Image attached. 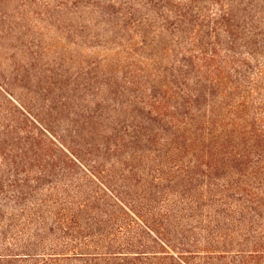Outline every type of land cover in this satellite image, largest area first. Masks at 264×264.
I'll list each match as a JSON object with an SVG mask.
<instances>
[{
	"label": "trees",
	"instance_id": "1",
	"mask_svg": "<svg viewBox=\"0 0 264 264\" xmlns=\"http://www.w3.org/2000/svg\"><path fill=\"white\" fill-rule=\"evenodd\" d=\"M8 40L0 264H264V0H0Z\"/></svg>",
	"mask_w": 264,
	"mask_h": 264
},
{
	"label": "rangeland",
	"instance_id": "2",
	"mask_svg": "<svg viewBox=\"0 0 264 264\" xmlns=\"http://www.w3.org/2000/svg\"><path fill=\"white\" fill-rule=\"evenodd\" d=\"M43 31H45L46 34L48 33V31L46 29H43ZM47 37L49 39L48 45L51 46L50 52L53 54L50 58V62H52L53 64H51V65L45 64L42 60H40L39 66H42L43 68H57V67L61 68V65L63 63V65H66V66L70 65L72 71H78L81 69H88L90 67V63L93 60V58L98 56L99 54H101L104 51V49L101 46L97 45L95 47H92V46L90 47L88 45H84V43L81 41H80L81 42V44H80L77 41L75 42L74 39L70 40L66 37L62 42H57L56 40H53L52 38H50V36H47ZM13 43H16V41H14ZM0 47H1V41H0ZM6 47H7V50L3 51L4 55L0 53V71H1L0 72V81L4 84H5V81L3 79H5V78L3 77V75L1 73H3L4 70H6V68L10 69V70H11V68H13V67L15 68L17 66L23 68L24 64L31 62L30 57L25 56L21 53H18L15 56L14 55L15 50L10 48L11 44H10L9 40L6 42ZM57 53L60 56L57 55ZM54 60L58 61L59 64H54V62H55ZM5 72H7L6 74H8V70ZM34 72L35 73H33V80L30 81L31 88L32 89L39 88L41 91V94L37 95L29 89L30 93H29L28 97L31 98V95H34L36 97H40V98H38L39 99L38 102H41V104H43V103H45V101H44L45 95L50 93L48 90L49 89L48 87L54 86V85L51 84L50 81H48V83H46L45 79L40 84L38 82V78H39V75L41 73L39 74V72H37V71H34ZM44 85H46L47 88H42V86H44ZM5 86L11 90V87L9 85L5 84ZM19 87H20V85L16 88V90H14V93H16V95H20V97H22V99H23L21 92L24 91V89L19 88ZM0 88L2 89L1 86H0ZM50 95H52V97H54V98L56 97V101H58L57 100V93L52 91V93H50ZM23 100L25 102L29 103V101L27 99H23ZM46 101L49 103L51 100L46 99ZM61 109H62V106H59V108L57 110H61ZM63 118L65 120L67 119L65 117V115H63Z\"/></svg>",
	"mask_w": 264,
	"mask_h": 264
}]
</instances>
